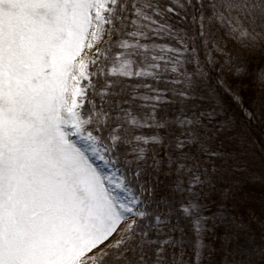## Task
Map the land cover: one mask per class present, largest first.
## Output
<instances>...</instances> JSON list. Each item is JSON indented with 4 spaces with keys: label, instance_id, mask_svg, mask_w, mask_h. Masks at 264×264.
Listing matches in <instances>:
<instances>
[{
    "label": "snow or ice",
    "instance_id": "6c2138e0",
    "mask_svg": "<svg viewBox=\"0 0 264 264\" xmlns=\"http://www.w3.org/2000/svg\"><path fill=\"white\" fill-rule=\"evenodd\" d=\"M254 126L264 0H0V264H264Z\"/></svg>",
    "mask_w": 264,
    "mask_h": 264
},
{
    "label": "trees",
    "instance_id": "16d2710c",
    "mask_svg": "<svg viewBox=\"0 0 264 264\" xmlns=\"http://www.w3.org/2000/svg\"><path fill=\"white\" fill-rule=\"evenodd\" d=\"M241 93V95H245L247 93V89H238ZM225 96H227V94H225ZM222 102L226 103V104H232L233 105V111L237 114L238 116V123H243L244 119H246L243 114L240 112L239 108H237L235 106V102L231 100L230 96H227V99H225L224 97L221 98ZM255 127V131L253 133L254 138L257 140V148L255 149L256 152V157H255V161H256V165L257 167L259 166V149L260 147H264L259 145V140L260 139H264V136L261 135V131H260V127L259 126H254Z\"/></svg>",
    "mask_w": 264,
    "mask_h": 264
}]
</instances>
